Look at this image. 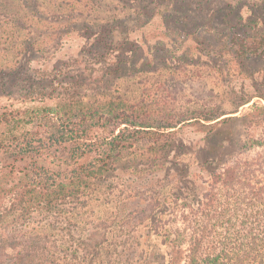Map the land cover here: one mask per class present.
Listing matches in <instances>:
<instances>
[{
    "label": "trees",
    "instance_id": "1",
    "mask_svg": "<svg viewBox=\"0 0 264 264\" xmlns=\"http://www.w3.org/2000/svg\"><path fill=\"white\" fill-rule=\"evenodd\" d=\"M203 1L0 0V74L32 64L15 106L0 92V264H264V27ZM64 56L134 89L75 101ZM201 70L227 88L178 105Z\"/></svg>",
    "mask_w": 264,
    "mask_h": 264
},
{
    "label": "rangeland",
    "instance_id": "2",
    "mask_svg": "<svg viewBox=\"0 0 264 264\" xmlns=\"http://www.w3.org/2000/svg\"><path fill=\"white\" fill-rule=\"evenodd\" d=\"M203 1V0H200ZM216 1V2H215ZM237 1H241V11L243 18H249L248 21L244 20L246 23H252L253 21L259 22L262 24L260 27L261 29L264 27V0H214L215 3H212V0H204L203 3H205L206 6H211L214 8H218L219 5L222 4V7H227V11L231 12L233 10V5ZM219 9V8H218ZM231 18V17H229ZM244 21H241V30L244 32H249L250 34L252 31L244 24ZM235 22V21H234ZM206 25L200 24L199 27H197L198 31L205 30L206 31ZM209 27V26H208ZM208 29V28H207ZM213 29V28H212ZM216 29V28H214ZM256 32V30H254ZM44 37V36H43ZM41 37V39L43 38ZM7 37L3 36L2 41H5ZM8 40L10 41L9 37ZM16 53L15 50H10L7 53L6 61L4 67L6 69V72L2 73L0 76V92H4L3 96L6 97V99H10V102H13V106H15V103L17 101L15 98L17 97L18 93H26V87L24 85H17L16 75L18 74L21 76V82L23 83L25 81L26 73L32 69V64H28V66H22L20 67V73H18L17 68L15 67V57L14 54ZM3 55L0 53V56ZM2 57V56H1ZM27 59V58H26ZM84 64L85 61H83L82 67L80 69L77 68V64H73L68 58L65 56L61 58V64L58 65L55 61H52V64L47 66L48 69H52L53 66H56V69L53 73H57V75L61 78L64 77V79L69 80H78L79 84L81 85L80 93L72 94V87L64 83L62 84L63 90L68 89L71 91L69 95H72L71 97L74 98L75 101H77V98H80V101H83L85 103L93 102L97 103L98 101L102 100H111L114 102H119L120 98L124 96V94H131V91L134 89V87H127L123 85V82L121 79H117V76H114L111 78V81L109 83H106L104 80H98L99 78L95 75H92L89 71H84ZM14 65V66H12ZM25 65H27V60L25 61ZM46 67V66H45ZM193 69V67H189V70ZM14 73V74H13ZM182 75L180 77H176L174 79V82H178L179 88L174 89L177 93L181 94V99H174V102H177L178 105L182 102L185 103L186 101H190V105L194 106V103L192 102H198L199 104H202L205 101H208L209 99H212L216 97V95H221L227 88V84L220 79L218 76V73L216 72H210L209 74L205 71L201 70V74L199 76H187L184 72H181ZM9 75H11L12 79L9 78ZM76 75L78 78H76ZM92 76V77H91ZM175 76L172 72L170 74H167L166 77L171 78ZM2 77V78H1ZM150 81L149 83H152L156 79V75L150 74ZM86 82H85V81ZM98 80V81H97ZM246 79L242 80L241 78H234L233 82H230L231 84L238 85L239 83L245 81ZM139 84L137 87L139 90L135 92L133 95H150L148 101L149 105L153 103H158L161 100V97L164 95H168V91H164L167 87H161L156 89L153 92H150L148 82L146 79L140 80L138 79ZM89 84V85H88ZM5 85V87L3 86ZM72 85V84H71ZM89 86V87H88ZM93 87H98L97 89H93ZM145 90H147L145 92ZM18 92V93H17ZM213 92L215 94L213 95ZM170 94V93H169ZM78 95V97H77ZM175 95V94H174ZM211 100V101H212ZM7 103V106H10V104ZM228 104V103H227ZM225 104V108L229 109L228 105ZM250 103L242 108L239 109V112L233 116H241L243 114L248 113L251 105ZM12 106V107H13ZM198 106V105H197ZM12 109V108H11ZM10 110V109H8ZM4 200L3 198H0V208H3L4 206ZM107 209H110V206L106 207ZM131 208V205L129 209Z\"/></svg>",
    "mask_w": 264,
    "mask_h": 264
}]
</instances>
